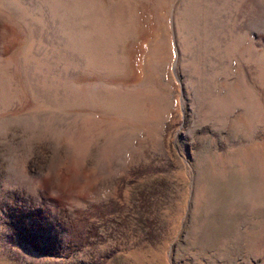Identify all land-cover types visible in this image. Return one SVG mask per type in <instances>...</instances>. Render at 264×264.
<instances>
[{
  "label": "rangeland",
  "instance_id": "obj_1",
  "mask_svg": "<svg viewBox=\"0 0 264 264\" xmlns=\"http://www.w3.org/2000/svg\"><path fill=\"white\" fill-rule=\"evenodd\" d=\"M7 21L0 264H264V0H0Z\"/></svg>",
  "mask_w": 264,
  "mask_h": 264
},
{
  "label": "clouds",
  "instance_id": "obj_2",
  "mask_svg": "<svg viewBox=\"0 0 264 264\" xmlns=\"http://www.w3.org/2000/svg\"><path fill=\"white\" fill-rule=\"evenodd\" d=\"M13 30H14L13 22L12 21L5 22V27L0 28V37H4L8 32ZM85 169H86V164L84 163L83 159H81L75 165L76 181L74 185L75 190L81 196L87 195L90 192V190L99 183V179H100L97 176L95 169L91 171H86ZM57 181H59L60 185H63L65 183V178L62 174V171L57 172L55 175L52 173H48L47 175H44L41 180H38V182L41 185V188L45 184L55 187ZM52 197L54 199L56 198L55 195H52Z\"/></svg>",
  "mask_w": 264,
  "mask_h": 264
}]
</instances>
